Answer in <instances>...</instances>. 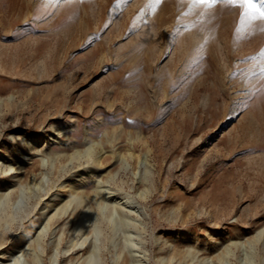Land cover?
<instances>
[{
	"label": "rangeland",
	"instance_id": "obj_1",
	"mask_svg": "<svg viewBox=\"0 0 264 264\" xmlns=\"http://www.w3.org/2000/svg\"><path fill=\"white\" fill-rule=\"evenodd\" d=\"M243 13L0 0V264H264V20Z\"/></svg>",
	"mask_w": 264,
	"mask_h": 264
},
{
	"label": "snow or ice",
	"instance_id": "obj_2",
	"mask_svg": "<svg viewBox=\"0 0 264 264\" xmlns=\"http://www.w3.org/2000/svg\"><path fill=\"white\" fill-rule=\"evenodd\" d=\"M229 3H235L236 0H228ZM193 3L212 4L215 0H193ZM241 7L244 9L243 15L249 20H264V5H260L256 0H240Z\"/></svg>",
	"mask_w": 264,
	"mask_h": 264
},
{
	"label": "bare ground",
	"instance_id": "obj_3",
	"mask_svg": "<svg viewBox=\"0 0 264 264\" xmlns=\"http://www.w3.org/2000/svg\"><path fill=\"white\" fill-rule=\"evenodd\" d=\"M58 195H59V193L58 192H56V193H54L53 194V196L49 199V201L50 202H52L53 200H56V197H58ZM68 195V194H67ZM82 199V198H81ZM129 206V205H128ZM49 222V221H48ZM28 233V231L25 233V234H27ZM33 248V247H32ZM21 249V248H20ZM11 250V249H10ZM10 250L9 249H2V248H0V259L1 258H4V257H6V255L7 254H9V253H11L12 255H14V252L13 251H11L10 252ZM34 250V249H33ZM10 254V255H11ZM21 255V254H20ZM15 256V255H14ZM14 258V257H13ZM94 259V258H93ZM88 261V260H87Z\"/></svg>",
	"mask_w": 264,
	"mask_h": 264
}]
</instances>
